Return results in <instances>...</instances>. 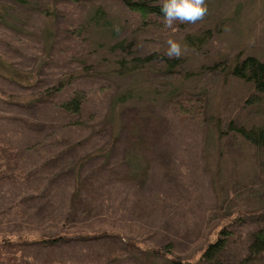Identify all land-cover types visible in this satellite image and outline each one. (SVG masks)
<instances>
[{"label": "rangeland", "instance_id": "1", "mask_svg": "<svg viewBox=\"0 0 264 264\" xmlns=\"http://www.w3.org/2000/svg\"><path fill=\"white\" fill-rule=\"evenodd\" d=\"M113 1L92 0L80 16L85 24L83 44L88 45L94 64L90 72L97 73L84 114L94 113L99 124L89 132L94 137L89 144L91 149H99L116 139L113 150L101 153L100 161L117 162L124 164L126 171L133 170L126 176L131 184L123 185L126 189L116 193L117 197L126 193H130L129 198L143 200L167 197V203H172L167 207V217L160 219L154 212L148 220H162L161 242L172 241L174 248L183 252L201 229L220 218V213L264 208V149L256 150L233 134L218 136L230 121L237 127L263 125L264 95L256 96L250 84L226 77L215 67L236 55L264 62V0H206L208 12L202 20L195 24L176 21L172 28L165 27L164 20L154 26L137 25ZM98 7L102 12L96 15ZM66 12L69 10L55 7L49 0H0V36L16 39L13 53L29 69L39 56L49 58L54 46L55 56L61 54L60 47H73L57 33L62 30L58 25H70L64 18ZM186 37L195 39L196 46L189 47ZM169 38L182 49L181 65L170 74L159 61L151 69L130 76L107 73L113 59L121 56L156 52L169 58ZM58 39L61 45H56ZM120 42L123 44L118 49H112ZM51 58L49 64L42 61L36 65L37 81L50 84L57 79L55 59ZM81 58L66 60L65 71L72 69V61ZM37 85L29 91L33 92ZM101 85L105 87L99 90ZM16 96L17 100L4 102L0 108L1 118L14 121L11 125L0 121L1 126L13 147L23 146L21 155L27 165L40 158L41 179L47 189L56 186L55 191L50 187L54 196L70 183L77 161L85 154L82 149L70 147L80 138L47 132L37 147L25 151L34 137H42L43 133L36 131L46 115L40 108L31 107L37 102L22 99L18 93ZM249 100L260 102L253 104ZM176 101H188L186 104L200 106L201 110L193 118L175 115L170 105ZM19 103L27 106H12ZM96 162L91 159L86 166L93 167ZM139 183L144 185L136 190ZM2 192L5 202L36 197L30 189L6 187ZM27 207L43 210L40 203ZM132 260L135 264L161 263L142 255Z\"/></svg>", "mask_w": 264, "mask_h": 264}, {"label": "trees", "instance_id": "2", "mask_svg": "<svg viewBox=\"0 0 264 264\" xmlns=\"http://www.w3.org/2000/svg\"><path fill=\"white\" fill-rule=\"evenodd\" d=\"M49 1L55 7L69 10L64 18L70 25H58L62 30L57 33L66 37V42L73 43V47H60L58 51L61 54L55 56L52 55L56 53L54 46L49 58L39 56L38 66L42 61L49 64L51 57L55 59L57 79L49 84L34 78L35 64L28 69L18 62L13 53L16 39L4 34L0 36V108L5 106L4 102L17 100L18 93L22 99L37 102L31 107L44 111L45 120L36 131L43 133L42 139L34 137L35 141L28 143L25 151L37 147L47 132H54L80 138L70 147L82 149L85 154L77 161L70 183L51 196V188L55 191L56 186L53 184L46 188L41 179L43 163L40 158L38 164L27 165L25 156L21 155L23 146L21 149L13 147L0 123V264H135L132 257L139 255L160 261V264H264V208L239 210L227 215L220 213L219 219L215 218L209 227L197 233L190 247L179 252L172 241L161 242L162 220H148L154 212L160 219L167 217V207L172 205L167 203V197L143 200L140 197L129 198L130 193L126 196L118 194L120 198L117 197L116 193L126 189L123 185L131 184L126 176L133 170L126 171L124 164L123 170L117 162L108 164L100 161L101 153L107 151L110 154L117 140H111L107 146L102 145L103 150L91 149L89 143L94 137L88 134L99 124L94 113L87 112L84 117L88 100L92 98L91 90L95 89L97 73L90 72L94 64L88 45L83 44L85 24L80 16L92 0ZM113 2L129 13L137 25L154 26L164 20L162 0ZM100 12L102 9L96 8V15ZM61 42L58 39L56 45H61ZM185 43L191 48L196 46L195 39L190 37L185 38ZM122 44L120 42L112 49H118ZM78 56H82V61H72V69L65 71L66 60ZM155 61L163 64L167 74L182 62L179 58H167L154 52L113 59L106 70L109 75L130 76L151 69ZM215 67L226 77L250 84L256 96L264 95V62L252 56L241 58L236 55L229 62L216 63ZM34 84L38 87L33 92L29 91ZM104 87L101 85L99 90ZM250 100L247 102H260ZM187 102L176 101L170 105L172 113L193 118L201 107H192ZM12 106L22 108L27 105L19 103ZM6 120L0 117V121ZM13 121L4 123L11 125ZM225 126L226 131L222 133L220 130L218 136L233 134L256 150L264 149V124L246 128L234 126L230 121ZM91 159H96L97 164L87 167L86 162ZM123 163H126L124 157ZM142 186L139 183L136 190H141ZM6 187L30 189L36 197H20L5 202L1 193ZM37 203L43 206V210L27 207Z\"/></svg>", "mask_w": 264, "mask_h": 264}, {"label": "clouds", "instance_id": "3", "mask_svg": "<svg viewBox=\"0 0 264 264\" xmlns=\"http://www.w3.org/2000/svg\"><path fill=\"white\" fill-rule=\"evenodd\" d=\"M161 12L163 13L164 25L172 28L174 22L192 23L202 20L207 12L206 0H162ZM169 58H179L182 55L181 45L174 39L167 40Z\"/></svg>", "mask_w": 264, "mask_h": 264}]
</instances>
